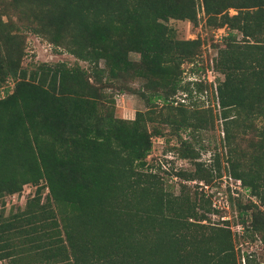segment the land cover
Returning a JSON list of instances; mask_svg holds the SVG:
<instances>
[{
	"label": "trees",
	"instance_id": "1",
	"mask_svg": "<svg viewBox=\"0 0 264 264\" xmlns=\"http://www.w3.org/2000/svg\"><path fill=\"white\" fill-rule=\"evenodd\" d=\"M9 5L21 13L22 6L28 8V27L88 61L90 71L78 61L58 60L40 63L27 78L20 67L25 38L0 10V198L24 184L36 186L23 210L0 222V261L239 264L230 226L202 221L208 199L197 191L190 195L184 185L174 194L150 169L153 140L146 120L156 119L155 109L137 111L131 120L115 115L103 99L107 83L138 78L142 99L155 101L157 113L167 108L165 121L203 126V115L169 100L179 88L189 96L203 89L200 81L195 87L181 83L182 63L198 55L202 38L179 37L167 23L171 18L198 23V0H9ZM201 5L208 24L230 29L214 58L223 73L216 90L230 173L264 204V0H201ZM8 77L14 79L11 91L1 87ZM248 127L256 134L250 152L238 135ZM183 143L184 156L198 155L191 142ZM195 164L179 173L209 180L212 167ZM215 164L220 172L219 155ZM250 204V223L240 217L243 229L250 227L264 240V212ZM245 261L258 264L249 253Z\"/></svg>",
	"mask_w": 264,
	"mask_h": 264
},
{
	"label": "rangeland",
	"instance_id": "2",
	"mask_svg": "<svg viewBox=\"0 0 264 264\" xmlns=\"http://www.w3.org/2000/svg\"><path fill=\"white\" fill-rule=\"evenodd\" d=\"M198 2L200 5L198 23H194L189 19L173 18L167 23L179 37L200 36L202 38V45L198 55L195 56L192 63H190L191 61H184L182 69L190 73L194 72L196 76L202 77L204 75L203 77L206 79L200 81L203 84V89L197 90L196 93L193 91L191 96H187L186 102L188 103L185 104L189 108L188 113L193 111L195 114L205 117L203 126L197 128H194L193 125L177 127V125L165 121L167 108L157 113L158 108H155L157 106L155 101L146 103L142 99L139 91H137L142 80L138 78H130L128 80L114 79L111 83H107L104 87L103 99L112 105L115 115L131 120L135 117L137 111L155 109L156 119L146 120V127L151 132L153 140V148L148 160L151 166L150 169L163 176L164 186L174 194H178L180 188L184 185L190 195L197 191L198 195L208 199L206 204L210 207V210H205L206 218L202 221L230 226L239 264H246V253H249L258 264H264V240L262 235L249 231L251 230L250 227L245 233L240 226L242 224L240 217H244L246 223L251 221V209L254 210V206L250 202L257 203L258 208L262 212H264L262 210L264 204L258 203L257 198L243 186L242 182L237 180L238 178H235L230 173L228 147L216 95L215 84L219 78L222 79L223 73L215 69L214 58L218 48L224 46L228 34L223 37L216 36V28L218 26L207 23L201 0H198ZM21 8H23V13L19 9L10 6L9 0H0V10H2L3 18L14 21L15 25L21 28L20 30L25 38L20 67L27 70V78L40 63H53L58 60H65L69 64L78 61L81 66L89 70L88 61L76 58L66 51L62 44L57 43L49 35L30 29L28 26L31 17L27 15L30 10L24 6ZM230 11L234 13L236 9L231 8ZM238 33V39L241 40L242 34ZM129 57L136 61L139 59L136 51H129ZM100 64H102L101 60H99ZM188 72L184 75H188ZM213 73L216 76L215 84L213 81L207 80V78L213 77ZM13 85L14 79L8 77L1 87H8L11 91ZM1 94H4L3 88H1ZM171 97L174 98L173 95ZM172 104L175 105L174 103ZM172 112L175 113V109ZM180 116V113H178L177 120L179 121ZM190 119H193V117H190ZM238 135L243 147L250 152L252 150L250 137L256 135L254 129L248 127L245 130H241L239 128ZM184 140L191 142L195 151L198 152L196 157L182 154ZM217 155H219L221 162L220 172L217 171L215 164ZM195 161H202L207 168L212 167L213 175L209 180L199 177L188 178L189 176L179 173L181 171L190 172L194 170L196 167ZM38 183L44 184V179H40ZM47 192L48 188L42 190L41 200L43 202L47 199ZM31 197L32 193L26 198L25 203H21L18 198L16 204L12 203L11 200L7 202L4 197H1L0 222L8 220L13 212L23 210L26 202ZM16 205L17 207L15 208ZM245 209V214L240 216L239 211ZM262 220L261 216H257L259 223ZM24 226L27 227L26 224ZM11 233V236L17 235L13 234V231ZM13 240L18 242L17 237ZM4 263L5 261H0V264Z\"/></svg>",
	"mask_w": 264,
	"mask_h": 264
},
{
	"label": "built area",
	"instance_id": "3",
	"mask_svg": "<svg viewBox=\"0 0 264 264\" xmlns=\"http://www.w3.org/2000/svg\"><path fill=\"white\" fill-rule=\"evenodd\" d=\"M229 27L227 25H223V26H219L216 28V36L218 37H223L224 35H227L229 33ZM190 62V61H189ZM192 63V61L190 62ZM213 66V65H212ZM214 68V67H213ZM188 71H186L185 69L182 70V74H181V82L182 83H185L187 81H190V84L191 86L195 87V81H201V80H206L203 76L200 77V76H196L194 72H188L189 74L188 75H184L186 74ZM216 76L215 74L213 73V77H209L207 78V80L209 81H213L214 84H215V79ZM217 85V82L215 84V87ZM181 90V91H179ZM179 90L173 95V97H171L169 100L171 101V103H174L175 105L179 104V102H183V103H188L186 102V98L187 96H189L188 92L184 89H181L179 88ZM193 91H195L196 93V90L194 89ZM179 92V93H178ZM178 93V94H177ZM216 95H217V90H216ZM218 98V96H217ZM219 104V102H218ZM151 154L148 155V159L150 157ZM239 182H241L240 179H237ZM35 188L36 186L35 185H32V184H24L21 188L20 191H17V192H13V193H9V194H5L3 197L5 198V200L8 202V201H12V203L16 204L18 198H19V201L21 203H25V200L27 197H29L30 193H32V196L34 194V191H35ZM262 210L264 211V207H262ZM240 226L243 228V225L240 224ZM242 231V230H241ZM244 263V262H243Z\"/></svg>",
	"mask_w": 264,
	"mask_h": 264
}]
</instances>
